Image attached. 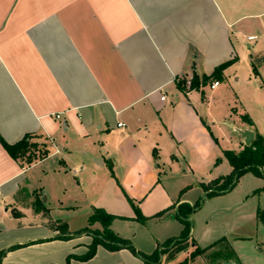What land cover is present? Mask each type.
<instances>
[{"label":"crops","instance_id":"1","mask_svg":"<svg viewBox=\"0 0 264 264\" xmlns=\"http://www.w3.org/2000/svg\"><path fill=\"white\" fill-rule=\"evenodd\" d=\"M252 27L263 35L260 43L242 34ZM234 58L214 89L213 82L188 89L193 75L201 81ZM178 81L185 82L184 92ZM220 87L225 90L217 93ZM218 95L227 100L220 123L209 107ZM238 130L264 138V0H0V137L12 145L33 135L48 150L44 159L22 165L0 144V251L21 246L0 264H66L69 257V264H143L127 249L103 247L80 261L91 236L75 235L66 222L64 234L49 225L54 210L67 207L54 208L46 197L45 215L34 211L43 193L27 189L31 170L59 177L69 171L79 185L100 184L89 216L93 208L121 214L125 193L145 224L169 225L178 220L180 204L193 205L179 199L174 172L181 170L182 186H198L204 197L202 184L232 171L223 152L246 146ZM263 185L261 179L258 190ZM253 196L255 205L241 217L255 229L253 237L218 238L197 211L190 217L193 243L169 264H264V242L256 241L264 240L256 220L264 192ZM133 222L114 219L110 229L143 254L183 229L179 223L174 231L136 240L128 227L141 225ZM196 248L203 252L190 259Z\"/></svg>","mask_w":264,"mask_h":264},{"label":"rangeland","instance_id":"2","mask_svg":"<svg viewBox=\"0 0 264 264\" xmlns=\"http://www.w3.org/2000/svg\"><path fill=\"white\" fill-rule=\"evenodd\" d=\"M242 34L244 36L253 34L258 37L256 42H249L251 44L260 43L263 40L262 38L263 35H261L259 28H253V27L252 29L243 28ZM244 36L240 37L243 39L242 49H244L243 46H244V42L246 41L245 40L246 36L245 37ZM258 62L259 61H256V64ZM236 75L240 76L239 73H236ZM231 79H233L232 75H231ZM224 90H225L224 88L220 87L217 93L223 92ZM228 93L232 94V91H229ZM226 101L227 100L225 97L218 95L216 100L211 101V103L209 104V107L213 112L217 123H220V121H222L223 119V115L227 108ZM210 126L212 128V131H214V127H212V123ZM228 132H229L228 134L231 136V132L230 131ZM221 137L227 140V136L225 133H222ZM33 142H36L38 145L41 144L39 140ZM43 149L44 148H42V150ZM222 161L223 159L221 157L220 159L218 158L215 161V165L213 166H215V168L218 167L219 164L222 163ZM261 171L264 173V170ZM63 174L65 177L62 174L61 177H59V175L53 176L52 173L40 174L36 169L31 170L27 189L31 191L35 189L39 190L40 188L43 193L42 200L39 199L38 197V200H36V202L34 203V211L39 214L43 213V216L45 215L46 212H44V210L43 212H41V209L44 208L43 207L45 205L44 198L46 197V199L49 200L50 206L54 208L67 207L66 210H61V211L54 210V212L52 213V219H49L48 221L49 225L56 228V230H58L60 234L67 232V229L65 230L64 228L65 222L69 226V229L72 231L79 232L84 229H87L88 234L90 236L91 233L95 230L101 231L102 228L99 223H95L92 226L89 225L88 223L89 206L92 205L94 202H96V200L93 197L101 190V185L100 184L89 185L85 183H81V185H79L77 181V177L73 176L69 171H66ZM43 175L45 176V178H43ZM179 176H182L181 170L178 173L174 172V180H175L174 186H176L175 190L179 191L178 193L179 199H185L188 200L189 203L195 204L198 200L203 198L200 196L202 192L201 188H199L198 186H194V187H190V186L185 187V185L182 186V183L177 180ZM193 183H194L193 181L188 180L189 185ZM260 183H261V178L255 176L253 173L251 172L243 173L239 177L234 188L229 193L224 194L222 198L217 199L212 197L206 199L203 202L200 201L199 204L201 205V207L198 210L199 215L197 218L200 219L199 217L202 218L203 215H205V217L207 216L205 220H208L209 224L213 227L215 231V235H217L218 238L223 236H225L228 239H232L234 237H241V236L253 237L255 235V229L252 226H246L245 223H242L241 217L247 214V211L250 208V206L255 205L256 196L253 195L257 194ZM123 194H124L123 203L119 204V208L121 209V214L119 215L112 214V215L115 217V219H117V221H121V222L126 220L134 221L133 223L139 226L141 225L140 226L141 229L135 226L128 227L129 234L135 237L136 240H141L142 235L143 236L151 235L154 237H158L163 232L166 233L171 230L174 231V226L179 227L180 222L174 219H169L167 221L169 225H164L158 223L157 221L152 222L151 225V224H145V222H139L135 218L134 219H130V217L126 218L125 216L126 208H128V210L132 213V216L136 217V214L134 212L132 205L130 204V201L127 199V196H125V193ZM99 202L101 203V200ZM133 205L137 206V203L133 202ZM69 207H73L74 209ZM17 215L19 214L17 213ZM198 219L195 220L197 227L199 226V222H200ZM192 221L194 225L195 224L194 220ZM118 224L121 225V223ZM256 241L262 243L264 242V240L261 239L260 236ZM182 247L183 250L181 251H185L186 246L184 245L174 249L173 251H170L166 255H163L161 258V263L169 264L170 263L169 260L174 257V254L181 252V251L176 252V250ZM221 252L227 255L225 257H230L229 251H221Z\"/></svg>","mask_w":264,"mask_h":264},{"label":"trees","instance_id":"3","mask_svg":"<svg viewBox=\"0 0 264 264\" xmlns=\"http://www.w3.org/2000/svg\"><path fill=\"white\" fill-rule=\"evenodd\" d=\"M235 62L236 59L234 58L220 64L209 76H203L201 81L198 80L196 75H193L188 89L197 90L200 86H204L209 82L221 79L222 72ZM252 68L254 75H257L258 73L255 66H252ZM176 87L180 92H184L185 82L178 81ZM242 119H244V122L251 125V122L248 118L244 116ZM33 138L36 137L33 135H26L15 144L9 145L5 143L0 137V144L12 160L15 162H20L22 165H30L36 160L44 159L48 154L46 145L44 143L38 145L36 142H33ZM41 147L44 149L42 150ZM223 156L232 168L231 173L228 176L218 178L207 185L202 184L201 187L205 193L204 197L198 200L195 204L190 205L187 203H182L177 207L175 217L183 226L178 238L166 240L163 244L158 245L151 254L140 253L136 251L130 241L118 237L110 229V225L115 219L113 215L106 213L103 209L93 208L92 214L88 217V223L91 226L95 223H99L102 229L101 231L95 230L91 233L92 240L87 247V252L78 259L83 262L87 261L94 257L98 247H103L111 252L127 249L133 255L140 258L143 264H162L161 258L163 255L173 251L178 247L184 246L186 243H193V240L190 236L193 223L190 217L200 209V201L203 202L206 199L229 193L236 185L239 177L245 172H251L264 181V173L261 171L264 169V138L259 134H255L252 143L249 146H244L243 150L239 153H235L233 151H224ZM260 192H264V185L260 190L257 191V193ZM127 199L130 201V204L134 209L136 214L135 219L139 222H145L146 218L141 215L137 206L133 205V202L130 198L127 197ZM163 214L164 212H161L157 214L156 217H160ZM13 215L17 217V213L14 212ZM256 220L264 227V210L259 208L257 209ZM64 228L65 230L67 229L66 224H64ZM84 233L88 234V230L84 229L77 232L75 235ZM220 241L222 240H219L218 242ZM19 247L21 246H12L6 250L0 251V262L2 257L8 251L17 249ZM181 250H183V247L176 250V252H180ZM202 252L203 250L196 248L190 254V259L195 258ZM70 259L71 258L69 257L66 264H69ZM178 264H188V259H185L183 262Z\"/></svg>","mask_w":264,"mask_h":264},{"label":"water","instance_id":"4","mask_svg":"<svg viewBox=\"0 0 264 264\" xmlns=\"http://www.w3.org/2000/svg\"><path fill=\"white\" fill-rule=\"evenodd\" d=\"M238 133L242 138H244V143L246 146H249L253 140V133L247 130H238Z\"/></svg>","mask_w":264,"mask_h":264},{"label":"built area","instance_id":"5","mask_svg":"<svg viewBox=\"0 0 264 264\" xmlns=\"http://www.w3.org/2000/svg\"><path fill=\"white\" fill-rule=\"evenodd\" d=\"M255 38L254 37H249L248 40H254ZM216 86H218V82H213L211 85H210V89H214ZM164 96L161 97V100H164Z\"/></svg>","mask_w":264,"mask_h":264}]
</instances>
